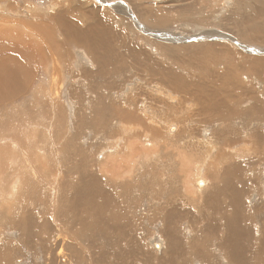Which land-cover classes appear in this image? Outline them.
Instances as JSON below:
<instances>
[{"label": "bare ground", "instance_id": "bare-ground-1", "mask_svg": "<svg viewBox=\"0 0 264 264\" xmlns=\"http://www.w3.org/2000/svg\"><path fill=\"white\" fill-rule=\"evenodd\" d=\"M184 1L187 3L189 0ZM171 2L174 0H168V3ZM133 3L136 4L135 0ZM214 5L220 8L212 10ZM203 6L208 11L205 16L202 14ZM68 16L63 12L54 18L71 48L67 56L77 47L83 49L96 69L89 70L82 66L80 79L68 89L72 104L70 119L67 120L59 111L51 110L41 119V123L25 126V133L47 126L62 143L60 146L57 139L58 158L53 156V153L57 154L56 147L47 151L46 143L39 138L34 143L36 149H44L39 151L38 156L48 160L52 158L53 164L58 161L62 168L60 183L55 186L57 188H51L55 195L51 197L49 192L48 197L49 206H54V212L48 213L50 209L32 196L29 198L23 194L21 200L17 201L16 191L24 190L29 185L22 178L19 182L22 185L12 192V201H16L17 206L12 204L8 208L9 219L4 215L5 203L0 201V228L7 226V229H17L18 232H11V236H18L19 246L37 242L40 256L31 253L35 257V264H55L57 257L62 264H264V0H192L177 9L173 6L167 9L160 6L156 11L152 7L145 11L143 9L138 15L140 19L137 17L155 27L169 28V25H179L184 21L182 19L187 18L189 20H185L187 23L184 26H202L206 32L220 28L222 33L217 32V36L236 41L233 45L238 44L248 53L258 55L240 52L227 41L176 45L144 39L133 31L131 23L119 32L114 29L113 33L111 26L114 25L110 26L106 18L98 16L83 30L76 27ZM33 28L40 35L41 51L40 43L32 41L28 34L17 35L14 46L33 51L41 60L63 61V54L55 53L52 58L49 57L42 39V36L47 37L45 28ZM208 34L216 36L214 33ZM3 47L0 44V54ZM147 48H152L163 60L153 58L147 53ZM15 59L13 56H0V65L6 64L0 69V94L7 88L12 97L23 93V87L29 85L34 74L39 75L41 83L46 78L39 69H28V62L19 55L17 65H11ZM145 73L148 80H143ZM118 77L120 80L117 82ZM57 79L54 74L51 81L54 87ZM69 83L70 80L66 84ZM146 87H149L148 91ZM156 90L164 98L153 94ZM119 91L120 101L115 95ZM55 94L59 96L58 89ZM144 97L154 112L144 103L141 104ZM165 100L166 103H161L157 110L159 105L154 102L159 104V101ZM181 110H185V115ZM53 113L54 116L51 115ZM143 116L152 118L158 125H165L166 134L175 131V123L183 125L180 138V142L185 144L183 173L187 171L190 159L195 161L202 156L199 151L206 149L202 158L195 163V187L201 191L196 192L195 196L199 198H195L197 203L191 207L188 208V205L193 190L185 198L176 200L174 197L180 193L174 190L172 184L169 188L161 189L160 183L176 171L171 156L163 154L158 157L153 147L144 149L140 155L138 144H128V141H125L127 155L122 160L118 155L107 157L106 153L103 156L107 149L113 151L111 147L129 137L137 141L144 131L150 143H153L158 130L153 127L154 133L151 132L152 129L145 126ZM129 124L134 126L126 127ZM40 133L44 134L42 128ZM25 137L33 139L27 134ZM162 137H158L160 142H164ZM102 145L106 146L104 150ZM122 145H119L120 150ZM244 147L246 150H241ZM212 149L218 151L215 158ZM115 151L118 152V148ZM96 153L100 154V161L95 159ZM136 154L143 160L140 161L144 166L164 158L163 162L153 165V168L162 166L163 173L155 171L154 175H150L148 172L144 178L157 183L161 191L156 192L154 186L142 184L135 178L124 179L121 173L123 163L127 164V170L132 175L138 163ZM89 160L94 162L90 164ZM211 160L218 162L215 168L217 174L211 173L214 178L207 181L202 177H205L206 163ZM29 165L23 168L11 165L8 175L25 173ZM2 169L1 165L0 196L5 195L2 194V186L7 183L4 180L8 177ZM30 169L38 178L32 165ZM145 187L151 189L147 196L140 193ZM37 191L46 198V191L35 188L32 193ZM133 195L139 197L137 206H131ZM151 209L155 220L153 216L149 217ZM189 209L190 212L195 210L197 216L190 218ZM74 216H82L76 224L75 238L68 243L66 239L59 238V233L56 238L55 227L58 230L72 227ZM104 216H108V219ZM137 216L139 219L134 224ZM148 222L153 224L152 233L144 230L145 226L150 225ZM90 227L93 237L110 233L111 242L117 239L111 244L110 253L105 251L104 245L101 253L93 248L88 249L90 245L85 231ZM153 235L157 237V242L153 241ZM75 240L84 246L78 245ZM148 241L155 251L150 247L152 255L146 257L144 251L140 253L139 247ZM63 244L70 247L65 255L60 247ZM16 250V245L7 242L0 247V257L3 259L0 261L4 263L6 259L19 256ZM127 251L129 256H136L140 261L122 259Z\"/></svg>", "mask_w": 264, "mask_h": 264}, {"label": "rangeland", "instance_id": "rangeland-1", "mask_svg": "<svg viewBox=\"0 0 264 264\" xmlns=\"http://www.w3.org/2000/svg\"><path fill=\"white\" fill-rule=\"evenodd\" d=\"M133 2L134 0H130L129 2H127V0H0V44L4 45L3 53H1L0 56H2L3 58H7L10 56L16 57V59L11 63V65L13 64V66L14 65L16 66L19 55L24 61L28 62V69L30 70L39 69L44 75H46L45 82L41 83L39 81V75L34 74L29 85L23 87V93L19 94L18 96L12 97L10 95V91L7 88L2 90L3 93L0 94V164L2 165L3 168L2 171H5L6 174L8 175V173H11L9 172V167L11 165H18V168H23L28 166L30 161L31 163L30 165H32V170L38 176V178L34 176L29 165V168L25 173H20V174L13 173L11 176L8 175V177H6V180H4V182L6 181L7 183L3 182L4 184L2 186L3 187L2 194H5L7 197L5 195L0 196V201H3L5 203L4 215L6 218L9 219L10 217V212L8 208L10 206L12 207V204H15L17 206V202L16 201L13 202L12 198H13V193L16 190H18L19 187L22 185V184L19 185V182L21 181L22 178H23V182L27 181L29 185L24 190L18 192L16 191L15 197L17 201L19 202L21 200L23 194L25 196H29V198L30 196H32L34 200L38 202H43L50 209L49 211L47 210L48 213L54 212L53 211L54 206L53 205L49 206L48 197H49V192L51 194V197L55 195V194L53 195V192H51L52 191L51 188L57 186V184L60 183V180L62 179V174H61L62 168L59 165L57 159L55 160L57 161V164L56 162L55 164H53L52 158L48 160V158L46 159L44 157L38 156L39 151L44 149H36L34 143L36 142L37 138H39L40 140L46 143L47 145L46 150L48 151L50 148L56 147L58 137L55 134L52 135L50 129L47 126L41 127L45 135L40 133L41 128L30 130L27 133H25L26 132L25 126L29 127L31 124H37L38 122L41 123V119H43L44 116L48 115L51 112V110L59 111L64 114V117L67 120L68 118L70 119L71 117L70 115L72 113V108H71L72 104L70 103V93L68 92V89L72 88L71 84L73 85L76 84L77 81L80 79L79 77L83 73L82 66L87 67L89 70L96 69V67H94L91 60L86 56V53L83 51V49L77 47L76 51L72 52V54H69L67 56L68 52L71 51V48L68 46V42L66 41V39L60 33L59 26L54 19L56 16H58L63 12L69 14L68 18L74 23V25L83 30L87 29L97 16L98 18H106L110 26L114 25V27L111 26L113 33H115L114 29L116 30V32H119L122 28L126 26V24L129 25L131 23L133 24L131 26L132 29L134 28L133 31L139 34L142 38L161 40L166 44L180 45L183 43L182 45L184 44L188 45L194 42L203 43L205 41L206 42L227 41L228 43H231V45H233L236 42V41L233 42L224 36H217V32L222 31L220 30V28H213L211 32H206L205 28L202 26L194 25L195 28H193L190 27L189 25H185L186 26L185 27L183 24L187 23L186 21L189 20L187 18L182 19L186 21L179 22L178 23L179 25H175V24L169 25V28L167 27L165 28L163 26L155 27L150 24L147 25V23H145L142 19L141 20L144 23H140L141 20H139L140 17L138 15L139 13H141L143 9L145 11L152 7L153 11H156L157 9L160 8V6H163L165 9L173 6L175 9H177L179 6H183L185 4L191 3L192 0L187 1V3L185 1L183 3L182 0H174V2L171 3H168V0H135L136 4ZM132 3L133 5H131ZM216 8H220V7L218 5L212 6V10ZM203 9L204 10L202 14L205 16L208 14V11L205 9L204 6ZM29 25L32 26L30 27ZM33 26H39L45 28L47 32V37L42 36V39L46 50L49 52V57L52 58L53 55H55V53H57V55L63 54L62 57L64 58L65 56V59L63 61H59L57 63H55L54 61L48 62L46 59L43 58L42 61L33 51H29L24 47L14 46L15 43L14 39L16 38L17 35L28 34V37H30L32 41L35 40L40 43V51H41V42H40L41 38L40 35L36 32V30L33 28ZM149 28H151L152 30L151 29L149 30ZM216 29L219 30L217 31ZM181 30L182 31L185 30V31L182 32ZM197 30H199L200 33L197 32ZM208 33H214L216 36H211ZM179 34L181 35L183 34L185 35V37L183 35L181 37V35L179 36ZM233 46H236V48L240 52L243 53L247 52L238 44ZM147 53H149L153 58H157L159 61L163 60V58L158 56L157 53H155L152 50V48H147ZM248 54L258 55L257 53H248ZM5 66L6 64L0 65V69H3ZM9 72H11L14 75V73L11 70H9ZM54 74H56V78H58L56 81L57 88L54 87L51 82ZM188 76L189 75H185V77ZM148 79H149L148 74L145 73L143 80H148ZM68 80H70V83L66 84ZM119 80L120 77H118L117 82ZM140 84L141 83L139 82L138 85ZM145 84L146 82L143 83V85ZM22 85H24V83H22ZM146 88L148 91L149 87ZM57 89L59 90V96H56L55 94V92H57ZM157 91L158 90H156L155 93L153 94H155L157 97L164 98L163 96L157 94ZM28 92L29 94H27ZM119 93L120 91L115 94L116 96H118V101H120ZM133 94H135V90ZM40 96L41 98H39ZM174 98L181 99L180 96H174ZM163 102L166 103V100L159 101V104L154 102L155 105H159L157 110L160 109V107L162 106L161 103ZM142 103H144L146 107L152 111L146 97L143 98L141 104ZM60 106L62 108L59 110ZM181 113L185 115V110H181ZM51 115L54 116V113ZM143 118L145 119V126L147 128L150 127L152 129L151 132H153V127L158 130V134L155 133L157 137L153 143H150V140L146 135V131H144L143 135L141 133L142 137L138 138L137 141H133L129 137L127 140H124L121 143L115 142L117 144L114 145V148L111 147L113 151H109L110 149H107V151L103 154V156L106 153L108 154L107 157L111 155H118L121 156V160H122V158L127 155L126 151H128V147L125 146V141H128V144L129 142H136L138 144L137 150L139 151L140 155L144 149L153 147L157 150L158 157H161L163 154H167V156H171L174 160L176 171L160 183L161 189L162 187L169 188L172 184L174 190L180 193L178 197H174V199L176 200L180 199L181 197L185 198V196L191 190H193L190 192L191 195L190 197L191 199L189 198L190 206L188 205V208L191 207V205L197 203V199L195 198H199L195 196L196 192L201 191L195 187L197 180L196 178L197 165L195 163H198L197 160L202 158V156L206 152V149H201L199 151V154H201L202 156L197 158L195 161L190 159V163L187 164L188 165L187 171H184L183 173L181 171V168H182V156H184L183 147L185 146V144L183 142H180V138L183 134L181 133L183 129L182 127L183 125L179 123H175L173 125V127H175V131L173 133L170 131L171 134H166L167 131L165 125H161V124L158 125L157 123L154 122L152 118H146L144 116ZM130 125L131 124L127 125L126 127ZM147 128L144 129L147 130ZM26 134L30 135L31 138L33 139L30 138L28 139V137H25ZM88 136L92 138V135L89 134ZM120 136L121 133L119 132L118 138H120ZM158 137L159 138L162 137V140H164V142H160V139H158ZM114 140L112 141L114 142ZM59 143L60 146H62L60 140ZM121 144L124 145H122V149L120 150L119 145ZM102 147H104V145H102ZM105 147L102 150H104ZM117 148H118V152L115 151ZM219 148L220 147L218 146V149ZM212 150L214 151L212 156L215 158L218 155L217 153L218 151H215L214 149ZM241 150H246V148L244 147ZM56 151L57 154L53 153V156L55 158H58L57 156L59 153L58 144L56 147ZM93 151H89V152H93ZM98 155L100 154L96 153L95 159L96 160L99 159L97 161H100L101 157H98ZM107 157L105 159H107ZM135 158L138 163L134 166L135 172H133L132 175H130L127 170V164L123 163L124 169H121L122 171L121 173L124 176V179L132 180L133 178H135L138 182H141L142 184L146 183L148 185L154 186L155 187L154 191L156 192L161 191L157 183L150 182L147 179L144 180V178L148 172L150 175H154L155 171L162 174L163 167L158 166L156 168H153V165L163 162L164 158L163 159L159 158L160 161L154 164H150L149 166L142 165L140 161L142 159L140 158V156L138 157L137 154ZM89 161L90 164L94 162V160H89ZM101 161H104V159ZM176 163H180V164H176ZM50 164L52 165V167L50 166ZM217 164L218 162L214 160L207 162L206 168H204L205 177L202 178L206 179L207 181H211L212 178H214V175L211 173L214 172V174H217V171L215 170ZM54 174H57V176H55ZM204 179L202 181H204ZM33 187L46 191L47 192L46 198L41 196L38 191L35 194L32 193V190L35 189ZM150 190H151L150 187H145L142 189L140 193L147 196V193ZM120 191L121 190H119V192ZM133 197L134 198L131 199V202H133L131 206H137L140 203V200L138 199L139 197L135 195H133ZM4 198H9V199L11 198V200L6 201V199L4 200ZM194 211L193 209L191 212L190 209L188 210L189 212L188 215L190 218L192 217L194 218L195 216H197V214ZM152 216L155 220V214L153 212V209H151V211L149 212V217ZM74 217L75 218L74 221H72L73 223L72 227H69L68 229H59L60 231L55 227L56 238L59 237L58 233L60 234L59 238L66 239L67 241L66 243L72 241L75 238L74 235L76 233V224L82 216L80 217L74 216ZM104 217L108 219V216H104ZM138 219L139 216L135 217L134 224H136ZM148 223L151 226L150 225L145 226L144 230L145 231L147 230V233H152L153 224H151L150 222ZM91 228L92 227L88 228L85 231V234L88 237L87 238L88 244L90 245L88 246V249L93 248L94 250H99L101 253L103 250L102 245H104L106 246L104 248L105 251H107V253H110L111 244L116 242L117 239H113V241L111 242L112 236L110 235V233L107 236L101 235L98 237H93ZM0 230H1L0 247H4V245L7 242L10 244H14L17 246L16 251L19 255V256L15 255V258L12 257L11 259H6L4 263L0 261V264H35L36 262L35 257L31 253L35 254L36 256H40L38 254V250L36 246L37 242L31 243L29 246H23V245L19 246L17 244V242L19 243L18 236L15 235V238L14 235L11 236L12 235L11 232L12 233L18 232L17 229L15 230H12L11 228L7 229V226H3L0 228ZM115 234H116V229H115ZM153 241L157 242V237H155L154 235H153ZM75 243L78 244L80 242L75 240ZM78 245L84 246L81 244ZM60 247H62L61 249L64 252V255L67 253L68 249L70 248L67 244L66 245L63 244V246ZM60 247H57V249ZM150 247L152 248L150 241L144 243L143 246L139 247L140 253H143L144 251L146 257L151 256L152 251ZM152 250L155 251L154 248H152ZM123 254L124 255H122V259L134 258V262L137 260L140 261V259L137 258L136 256L134 257L129 256V251ZM20 256H22L23 258H21ZM1 259L2 257H0V260ZM38 264L41 263L38 262ZM55 264H62L61 259L59 257H57Z\"/></svg>", "mask_w": 264, "mask_h": 264}]
</instances>
